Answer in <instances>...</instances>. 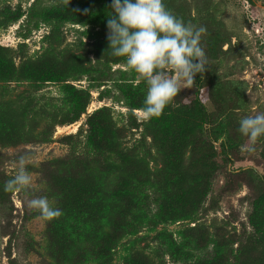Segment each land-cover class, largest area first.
Segmentation results:
<instances>
[{"label": "trees", "instance_id": "16d2710c", "mask_svg": "<svg viewBox=\"0 0 264 264\" xmlns=\"http://www.w3.org/2000/svg\"><path fill=\"white\" fill-rule=\"evenodd\" d=\"M56 36L53 31L42 54L19 64L0 47L1 82L28 81L35 89L43 82H63L60 102L44 96H1L0 145L50 142L57 125L77 121L91 103V90L68 80L95 75L101 69L85 53L54 46L51 39ZM130 86L132 101L128 103L142 108L146 84ZM195 86L189 102L174 101L160 118L144 123L142 138L134 145L126 143L127 128L117 124L106 105L89 114L82 150L77 151L76 134L62 137L75 151L41 165L48 182L44 197L62 212L47 228L57 264H110L114 248L140 227L190 219L199 211L220 168L215 142L220 141L224 158L231 161V153L243 144V135L233 111L218 105V85L211 83L209 88L213 111L202 96L206 80L201 74L196 75ZM256 146L264 150V137ZM245 172L262 196L254 203L255 230L236 252L230 251L235 241L223 239L212 258L195 256L164 232L158 235L161 249L167 245L176 261L193 260V264H264V174L256 168ZM11 178L0 177V192ZM123 264L166 263L160 250L152 256L132 245Z\"/></svg>", "mask_w": 264, "mask_h": 264}, {"label": "rangeland", "instance_id": "374dc122", "mask_svg": "<svg viewBox=\"0 0 264 264\" xmlns=\"http://www.w3.org/2000/svg\"><path fill=\"white\" fill-rule=\"evenodd\" d=\"M112 2L70 0L66 4L64 0H0V47L16 64L42 54L54 31L57 33L56 37H51L54 46L87 54L102 71L68 80L77 87L90 89L92 100L77 121L57 125L50 142L0 145V177H14L18 159L25 155L32 161L27 170L34 182L33 190L28 192H0V264H57L49 246V221L29 209L27 201L44 197L48 189L42 163L75 151L62 141L64 135L76 134L77 151L82 150L89 129L86 123L89 114L106 105L117 124L127 128L128 145L142 138L145 122L133 115L141 108H133L128 102L132 101L130 85L144 82L128 69L124 58L111 55L107 20ZM164 3L185 23L191 21L207 30L201 44L209 65L201 75L206 80L202 96L209 110L215 109L209 88L211 83H216L221 94L216 98L218 105L229 107L237 119L264 113V0H164ZM62 83L47 81L35 89L28 81H0V98L16 99L22 94L60 102ZM195 88L183 89L174 101L189 102ZM44 122L45 119L41 120L39 129ZM242 142L241 146L247 138L243 136ZM214 145L220 168L215 172L212 191L195 216L159 223L155 227H140L114 248L110 264H123L132 245L152 256L160 250L166 264H193V260L176 261L166 249L167 245L161 249L158 235L162 232L169 233L195 256L212 258L223 239L234 240L230 251H237L240 242L255 230L251 222L254 203L262 196L257 185L252 184L249 172L243 171L256 168L264 174V150L262 146H255L256 151L248 154L242 153L240 146L231 153V161H227L220 141Z\"/></svg>", "mask_w": 264, "mask_h": 264}, {"label": "clouds", "instance_id": "9594fccd", "mask_svg": "<svg viewBox=\"0 0 264 264\" xmlns=\"http://www.w3.org/2000/svg\"><path fill=\"white\" fill-rule=\"evenodd\" d=\"M111 10L107 20L109 49L112 56L124 58L128 69L146 84L143 107L133 115L147 123L160 118L183 89L195 86L196 75L207 70L209 63L201 44L207 30L191 21L185 23L167 8L164 0H113ZM239 124V132L247 138L241 152L252 154L264 137V113L244 116ZM29 163L32 161L28 156L19 157L18 170L5 182V192L33 190ZM27 207L48 221L62 215L43 196L29 199Z\"/></svg>", "mask_w": 264, "mask_h": 264}]
</instances>
